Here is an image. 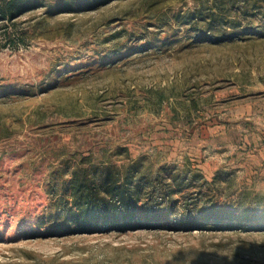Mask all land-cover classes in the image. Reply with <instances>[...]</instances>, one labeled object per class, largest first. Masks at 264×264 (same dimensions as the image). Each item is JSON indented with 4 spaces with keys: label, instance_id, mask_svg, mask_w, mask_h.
I'll return each instance as SVG.
<instances>
[{
    "label": "rangeland",
    "instance_id": "374dc122",
    "mask_svg": "<svg viewBox=\"0 0 264 264\" xmlns=\"http://www.w3.org/2000/svg\"><path fill=\"white\" fill-rule=\"evenodd\" d=\"M6 3L0 264H264V0Z\"/></svg>",
    "mask_w": 264,
    "mask_h": 264
},
{
    "label": "trees",
    "instance_id": "16d2710c",
    "mask_svg": "<svg viewBox=\"0 0 264 264\" xmlns=\"http://www.w3.org/2000/svg\"><path fill=\"white\" fill-rule=\"evenodd\" d=\"M0 1L3 2L4 0H0ZM12 12H13L12 8L8 6L7 3L4 4L3 6H0L1 19L8 18L9 16L12 15L11 14ZM86 176L87 174L85 172L82 174L74 173L73 176L68 180V182H66L67 186L73 188L74 194L76 195V200L79 202L83 201L86 208H80L77 211H71V208H66L64 210V216L65 218L74 220L75 225L78 226V228H82V229L89 226L92 228H94L93 226H97V220L101 216L98 214L101 212V209L98 206L95 207L92 203L94 199V192H86L84 195L80 194L83 186L88 185V180H86ZM101 177L102 175L99 178ZM97 183H98L96 184L97 186L101 184L100 179ZM88 206H90V208H87ZM87 209L90 210L89 215ZM119 214L124 215L122 220H124L125 222L130 212L125 211ZM119 214L116 212L114 213L113 215L114 218L110 221L111 226H116L118 228H121L123 226L120 223L121 219L117 217V215Z\"/></svg>",
    "mask_w": 264,
    "mask_h": 264
}]
</instances>
